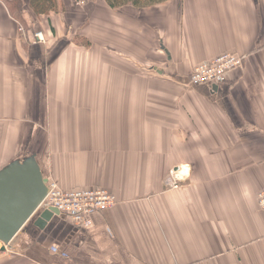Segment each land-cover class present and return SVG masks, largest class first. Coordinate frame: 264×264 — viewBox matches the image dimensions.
I'll use <instances>...</instances> for the list:
<instances>
[{"label": "crops", "instance_id": "obj_1", "mask_svg": "<svg viewBox=\"0 0 264 264\" xmlns=\"http://www.w3.org/2000/svg\"><path fill=\"white\" fill-rule=\"evenodd\" d=\"M60 1L27 6L26 34L0 1V170L34 156L60 187L116 204L88 227L28 222L0 264H264V0ZM226 51L242 67L188 84ZM177 167L188 179L169 189Z\"/></svg>", "mask_w": 264, "mask_h": 264}, {"label": "built area", "instance_id": "obj_2", "mask_svg": "<svg viewBox=\"0 0 264 264\" xmlns=\"http://www.w3.org/2000/svg\"><path fill=\"white\" fill-rule=\"evenodd\" d=\"M19 31L23 29L20 27ZM40 35L41 33H37L36 37L40 38ZM243 60V55L230 51L223 52L193 67L187 82L191 86L219 85L226 79L229 71L242 67ZM182 168L170 171L165 179L167 188L176 189L180 182L187 178V173ZM47 186V193L40 206L45 209L56 208L77 227L90 226L93 213L108 210L116 204L115 196L106 189H64L54 179H48ZM257 202L260 209L264 210V189L258 193Z\"/></svg>", "mask_w": 264, "mask_h": 264}, {"label": "water", "instance_id": "obj_3", "mask_svg": "<svg viewBox=\"0 0 264 264\" xmlns=\"http://www.w3.org/2000/svg\"><path fill=\"white\" fill-rule=\"evenodd\" d=\"M46 183L34 156L13 161L0 170V242L4 245L28 222L43 228L60 214L56 208L39 209L47 193Z\"/></svg>", "mask_w": 264, "mask_h": 264}, {"label": "trees", "instance_id": "obj_4", "mask_svg": "<svg viewBox=\"0 0 264 264\" xmlns=\"http://www.w3.org/2000/svg\"><path fill=\"white\" fill-rule=\"evenodd\" d=\"M6 6L9 15L15 19L20 25L27 26L24 19L25 9L28 6L30 10L36 15H49L50 13H61L64 11L63 5L60 0H0ZM92 2L93 0H86ZM109 8L117 9L130 6L137 9L151 7L157 4H162L167 0H104ZM89 47L87 42L85 45Z\"/></svg>", "mask_w": 264, "mask_h": 264}, {"label": "rangeland", "instance_id": "obj_5", "mask_svg": "<svg viewBox=\"0 0 264 264\" xmlns=\"http://www.w3.org/2000/svg\"><path fill=\"white\" fill-rule=\"evenodd\" d=\"M36 31H39V30H37V28L35 29ZM33 33V32H32Z\"/></svg>", "mask_w": 264, "mask_h": 264}, {"label": "bare ground", "instance_id": "obj_6", "mask_svg": "<svg viewBox=\"0 0 264 264\" xmlns=\"http://www.w3.org/2000/svg\"><path fill=\"white\" fill-rule=\"evenodd\" d=\"M185 169V168H184Z\"/></svg>", "mask_w": 264, "mask_h": 264}]
</instances>
